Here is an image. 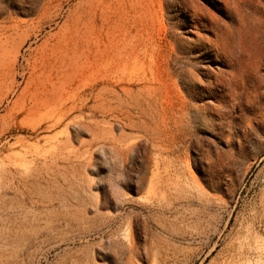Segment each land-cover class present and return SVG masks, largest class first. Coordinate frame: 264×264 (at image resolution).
<instances>
[{"label":"rangeland","instance_id":"1","mask_svg":"<svg viewBox=\"0 0 264 264\" xmlns=\"http://www.w3.org/2000/svg\"><path fill=\"white\" fill-rule=\"evenodd\" d=\"M0 264H264V0H0Z\"/></svg>","mask_w":264,"mask_h":264},{"label":"bare ground","instance_id":"2","mask_svg":"<svg viewBox=\"0 0 264 264\" xmlns=\"http://www.w3.org/2000/svg\"><path fill=\"white\" fill-rule=\"evenodd\" d=\"M234 22V21H233ZM252 39V38H251ZM254 39V38H253ZM255 40V39H254ZM251 41V40H250ZM252 42H253V40H252ZM252 42H250V43H252ZM253 44V43H252ZM261 45V44H260ZM256 46H257V44H256ZM262 48V47H261ZM242 55V54H241ZM242 61V60H241Z\"/></svg>","mask_w":264,"mask_h":264}]
</instances>
